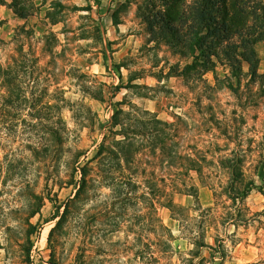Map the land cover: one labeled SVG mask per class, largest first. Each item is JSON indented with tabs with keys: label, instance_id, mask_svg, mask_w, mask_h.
Masks as SVG:
<instances>
[{
	"label": "rangeland",
	"instance_id": "374dc122",
	"mask_svg": "<svg viewBox=\"0 0 264 264\" xmlns=\"http://www.w3.org/2000/svg\"><path fill=\"white\" fill-rule=\"evenodd\" d=\"M3 1L0 65L11 64L13 99L8 115L0 102V264H74L81 222L95 236L87 264H183L197 251L208 264H264V37L254 77L224 59L184 74L193 56L148 19L179 24L193 0L176 10V0ZM117 108L143 146L129 165L137 196L123 201L107 179V147L124 138L109 131ZM88 161L72 220L50 234L54 204Z\"/></svg>",
	"mask_w": 264,
	"mask_h": 264
},
{
	"label": "trees",
	"instance_id": "16d2710c",
	"mask_svg": "<svg viewBox=\"0 0 264 264\" xmlns=\"http://www.w3.org/2000/svg\"><path fill=\"white\" fill-rule=\"evenodd\" d=\"M181 2L182 0H176L171 9L176 10L177 4ZM4 3L3 0H0V4ZM184 11L187 13L184 14ZM184 11H179V24H174L172 16L168 18L161 14H151L148 19V25L153 35L157 34L158 36L159 32L154 30V25L160 23L161 37L171 38L172 45H183L193 56V60L183 67L184 74L191 72L201 76L211 69L215 63L214 59L219 61L224 59L236 76L242 73V61L248 64L251 77L257 75L258 57L254 44L264 37V0H193L185 6ZM15 13L21 17L27 16L26 12L20 9H16ZM189 14L192 20H190V24H186L183 21L188 18ZM28 31L21 29L22 33ZM0 78V102L5 114L8 115V110L6 112L5 107L10 105L13 99L10 63L5 66L0 65ZM135 110L138 111L137 108ZM124 113L122 108L114 110L109 129L110 132L122 134L124 138L115 140L119 147H107V179H110L109 186L113 188L112 194L115 199L120 201L137 196L135 189L138 187L136 178L138 168H131L129 165L136 164L135 159L138 153L143 150L142 144L135 146L131 142L132 139L126 136V132H135L137 135L139 128L136 119L134 125L132 118H128V121L124 123L120 118V115ZM155 121L158 123L159 120L155 119ZM53 123H58V121L49 120L44 124L46 132L58 131ZM118 125L120 128L115 129ZM164 126L170 129L168 124L165 123ZM153 128L152 125L148 128L150 130L148 132L154 130ZM98 153L101 155L103 151L98 150ZM76 170L78 179L74 193L59 204H54L55 210L50 220H55V225L51 228L50 234L56 227L66 226L69 220H72L76 210L75 204L89 181L91 170L89 161L77 166ZM126 170L132 171L126 174ZM148 188L150 189V186ZM191 188L194 189V186L192 185ZM251 188L252 186H247L245 192ZM146 192L152 194L155 190H145L144 193ZM48 198L53 201L51 197ZM80 224L77 235H82L84 240L79 241L74 264H87L90 257L87 252L94 249L93 245L95 244L92 241L95 236L87 226L82 227V222ZM196 245L200 248L209 247L212 250V255H214V251H218L220 255L223 254L222 250H216L215 247L204 242H196ZM182 263L208 264V260L197 251L183 257Z\"/></svg>",
	"mask_w": 264,
	"mask_h": 264
}]
</instances>
